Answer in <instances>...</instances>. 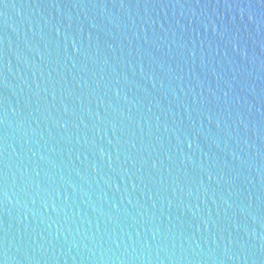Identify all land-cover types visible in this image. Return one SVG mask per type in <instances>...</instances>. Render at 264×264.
<instances>
[{"label":"water","instance_id":"95a60500","mask_svg":"<svg viewBox=\"0 0 264 264\" xmlns=\"http://www.w3.org/2000/svg\"><path fill=\"white\" fill-rule=\"evenodd\" d=\"M0 264H264V94L161 0H0Z\"/></svg>","mask_w":264,"mask_h":264}]
</instances>
